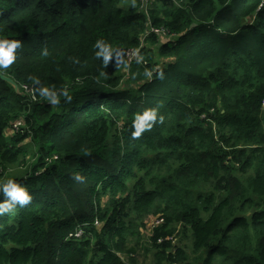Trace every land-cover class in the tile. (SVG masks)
I'll use <instances>...</instances> for the list:
<instances>
[{
	"label": "trees",
	"instance_id": "16d2710c",
	"mask_svg": "<svg viewBox=\"0 0 264 264\" xmlns=\"http://www.w3.org/2000/svg\"><path fill=\"white\" fill-rule=\"evenodd\" d=\"M143 4L0 0V182L32 197L0 191V264H132L152 213L156 264H192L178 224L202 264H264V0Z\"/></svg>",
	"mask_w": 264,
	"mask_h": 264
},
{
	"label": "rangeland",
	"instance_id": "374dc122",
	"mask_svg": "<svg viewBox=\"0 0 264 264\" xmlns=\"http://www.w3.org/2000/svg\"><path fill=\"white\" fill-rule=\"evenodd\" d=\"M143 6L147 5L148 0H143ZM159 38L161 40L166 38V35L164 33H159ZM133 55V54H132ZM24 122L22 118H19V120L13 122V128L9 127L7 130V133L11 135L15 132V128L21 127V124ZM30 160L29 158H27ZM28 169L25 168H15L12 173L14 175H25ZM145 221L147 223L146 230L143 232L144 234L140 237L137 236L134 238V245L136 248V252L133 255V260L131 261L132 264H156L158 256L156 253V249H154L153 243H151L150 237L151 233L154 230V228L158 227L161 223H163L162 215L161 214H150L145 217ZM160 221V223H158ZM170 241L172 242V245L174 246H182L185 248L186 253L189 255L188 262L192 264H202L200 262V257L205 255L204 251H201L199 253H194L192 248V231L190 229L183 230L181 224L177 225L176 231L172 234L170 237ZM173 248L171 250H167V253L169 252H175L177 248ZM164 264V262L162 263Z\"/></svg>",
	"mask_w": 264,
	"mask_h": 264
},
{
	"label": "clouds",
	"instance_id": "9594fccd",
	"mask_svg": "<svg viewBox=\"0 0 264 264\" xmlns=\"http://www.w3.org/2000/svg\"><path fill=\"white\" fill-rule=\"evenodd\" d=\"M19 46H20L19 41L0 39V68H8L14 62L15 60L14 53ZM105 56L107 60V56H108L107 49H105ZM152 118L153 116L151 113L145 114L144 117L145 120ZM136 128L137 130L134 133V136L139 137L140 134L144 131V127L140 123H137ZM0 191H3L6 197L10 198L14 202L19 203L21 206L29 203L32 199L27 188L21 183H17L14 179H8L6 181L0 182ZM8 207L9 205L7 204L4 205L5 209H8ZM82 234H83V230L79 236H81Z\"/></svg>",
	"mask_w": 264,
	"mask_h": 264
},
{
	"label": "water",
	"instance_id": "95a60500",
	"mask_svg": "<svg viewBox=\"0 0 264 264\" xmlns=\"http://www.w3.org/2000/svg\"><path fill=\"white\" fill-rule=\"evenodd\" d=\"M0 77H1L3 80H5V81L9 82L10 84H12V85L14 86V88H15L16 91L19 90V85H18V83H16L12 78H10V77L4 75V74L1 73V72H0Z\"/></svg>",
	"mask_w": 264,
	"mask_h": 264
},
{
	"label": "built area",
	"instance_id": "2783aa9c",
	"mask_svg": "<svg viewBox=\"0 0 264 264\" xmlns=\"http://www.w3.org/2000/svg\"><path fill=\"white\" fill-rule=\"evenodd\" d=\"M27 91H28V92H32V89L27 88ZM158 223H160V221H158ZM81 233H82V230H79V231H77V233H76L75 235H76V236H79Z\"/></svg>",
	"mask_w": 264,
	"mask_h": 264
}]
</instances>
